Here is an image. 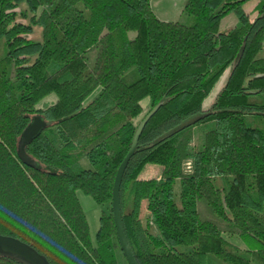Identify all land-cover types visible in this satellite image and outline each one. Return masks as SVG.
I'll list each match as a JSON object with an SVG mask.
<instances>
[{
    "label": "trees",
    "instance_id": "1",
    "mask_svg": "<svg viewBox=\"0 0 264 264\" xmlns=\"http://www.w3.org/2000/svg\"><path fill=\"white\" fill-rule=\"evenodd\" d=\"M151 1L0 0V235L48 264H128L114 179L138 124L163 101L120 188L137 262L264 264V0L253 19L250 0H186L187 24L160 19ZM230 12L239 23L221 32ZM37 117L40 131L22 140ZM148 163L161 174L141 178ZM78 191L101 207L95 243ZM0 264L26 263L0 253Z\"/></svg>",
    "mask_w": 264,
    "mask_h": 264
},
{
    "label": "rangeland",
    "instance_id": "2",
    "mask_svg": "<svg viewBox=\"0 0 264 264\" xmlns=\"http://www.w3.org/2000/svg\"><path fill=\"white\" fill-rule=\"evenodd\" d=\"M185 1L186 0H152L151 5H152L154 12L160 16L162 14L166 15L165 13H163V10L167 11L166 8L170 9L172 11V14L170 17L172 18H168L169 21H179V22L187 24L191 22V16L184 11ZM256 2L257 0H250L245 4V9L249 13L252 19L256 15V11L254 10V6ZM238 23H239V19L237 18L236 14L233 12H230L221 19L219 29L221 32H227L230 29L234 28L236 25H238ZM227 75H228V70L217 81L210 95L205 99L204 101L205 107L209 106L211 102L214 100L217 92L221 89L222 85L226 81ZM55 100H56V94L51 93L47 95L44 99H42L38 103V106L47 107L48 105L52 104ZM141 103L145 107L144 113H146L148 111L149 99L144 98ZM75 170H78V169L75 167ZM161 172H162L161 165L155 164V163H148L145 165V167L141 171L140 177L150 178L153 176L160 175ZM179 189H180V183L179 181H177L174 187V192L177 193ZM77 195L80 199L84 212L87 216L91 240L93 241V243H95L96 235H97L99 225H100L101 207L98 206L91 197L83 194L81 191H78ZM147 216H148V211L146 209V204L144 202L142 206L140 222L144 223L145 226H147ZM148 229L150 232H155L154 227H152L151 225L148 226ZM141 235H143L142 232H141ZM224 236L228 238L231 242L236 244L237 246L241 248L245 247L243 242L237 236H231L227 234H225ZM121 264H125L122 258H121Z\"/></svg>",
    "mask_w": 264,
    "mask_h": 264
},
{
    "label": "water",
    "instance_id": "3",
    "mask_svg": "<svg viewBox=\"0 0 264 264\" xmlns=\"http://www.w3.org/2000/svg\"><path fill=\"white\" fill-rule=\"evenodd\" d=\"M242 53H243V47L241 48L235 60V64L240 59ZM162 103L163 101H160L156 105H154L138 124L135 133L133 135L130 148L126 153V155L124 156L121 164L119 165L114 179V184L112 189V214L116 228L117 239L120 248L122 250V253L128 264H139V263L137 262L135 255L131 249L124 228L122 209H121V198H120L121 182L125 169L127 168L130 159L132 158V156L134 155L137 149L139 138L144 127L151 119V117H153V115L158 111ZM201 117L202 116H195L193 118H190L189 120L183 122L181 125L173 129L171 132H177L192 124H195L198 120H200ZM42 125L43 123L40 118L38 117L34 118L31 124H29V126H27V128L23 131L22 140H29L30 138L35 136L40 131ZM0 253L15 257L26 264H48L42 257L35 255V253H33L30 249L26 247V245H24L23 243L19 242L18 240L12 237L0 235Z\"/></svg>",
    "mask_w": 264,
    "mask_h": 264
},
{
    "label": "crops",
    "instance_id": "4",
    "mask_svg": "<svg viewBox=\"0 0 264 264\" xmlns=\"http://www.w3.org/2000/svg\"><path fill=\"white\" fill-rule=\"evenodd\" d=\"M166 10L167 11H164L163 10V13H165L166 15H158L157 13H156V15L160 18V19H162V20H166V21H169V19L168 18H172V17H170L171 16V14H172V11L170 10V9H168V8H166ZM175 18V17H174Z\"/></svg>",
    "mask_w": 264,
    "mask_h": 264
}]
</instances>
